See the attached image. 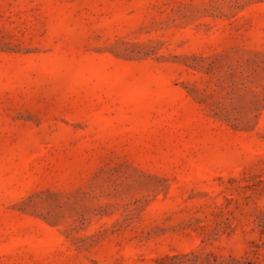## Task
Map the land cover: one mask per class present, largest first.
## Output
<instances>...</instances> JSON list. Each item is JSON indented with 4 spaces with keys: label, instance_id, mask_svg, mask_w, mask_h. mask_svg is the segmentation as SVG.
I'll list each match as a JSON object with an SVG mask.
<instances>
[{
    "label": "rangeland",
    "instance_id": "rangeland-1",
    "mask_svg": "<svg viewBox=\"0 0 264 264\" xmlns=\"http://www.w3.org/2000/svg\"><path fill=\"white\" fill-rule=\"evenodd\" d=\"M0 264H264V0H0Z\"/></svg>",
    "mask_w": 264,
    "mask_h": 264
}]
</instances>
